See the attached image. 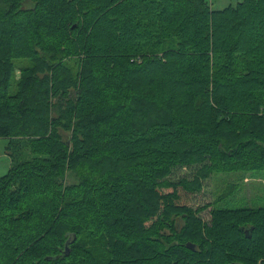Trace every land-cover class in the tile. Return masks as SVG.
I'll list each match as a JSON object with an SVG mask.
<instances>
[{
    "label": "trees",
    "instance_id": "trees-1",
    "mask_svg": "<svg viewBox=\"0 0 264 264\" xmlns=\"http://www.w3.org/2000/svg\"><path fill=\"white\" fill-rule=\"evenodd\" d=\"M0 138V264H264L238 183L191 203L264 169V0H0Z\"/></svg>",
    "mask_w": 264,
    "mask_h": 264
},
{
    "label": "rangeland",
    "instance_id": "rangeland-1",
    "mask_svg": "<svg viewBox=\"0 0 264 264\" xmlns=\"http://www.w3.org/2000/svg\"><path fill=\"white\" fill-rule=\"evenodd\" d=\"M215 8H222L228 4H236L239 0H210ZM67 136V133L65 134ZM8 140L0 138V177L5 174L11 165V156L7 148ZM194 170L177 168L172 177L178 179L183 176H192ZM67 183L75 181L71 175L67 177ZM232 183H238L239 188L235 194L225 198L216 204L219 208H240V207H258L264 206V169L254 170L248 173L241 172H223L214 173L213 176L205 181V187L202 193L196 195L191 203L194 206H201L205 203L214 202L215 199L223 194ZM208 210L203 212L208 217Z\"/></svg>",
    "mask_w": 264,
    "mask_h": 264
},
{
    "label": "water",
    "instance_id": "water-1",
    "mask_svg": "<svg viewBox=\"0 0 264 264\" xmlns=\"http://www.w3.org/2000/svg\"><path fill=\"white\" fill-rule=\"evenodd\" d=\"M187 247L190 249H196L195 245H193L191 242L187 243Z\"/></svg>",
    "mask_w": 264,
    "mask_h": 264
}]
</instances>
